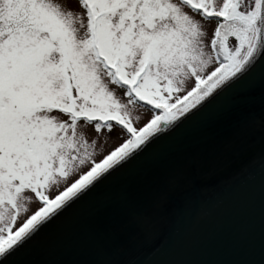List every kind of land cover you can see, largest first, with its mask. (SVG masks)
Here are the masks:
<instances>
[{
	"label": "snow or ice",
	"instance_id": "snow-or-ice-1",
	"mask_svg": "<svg viewBox=\"0 0 264 264\" xmlns=\"http://www.w3.org/2000/svg\"><path fill=\"white\" fill-rule=\"evenodd\" d=\"M76 3L0 0V264H26L52 219L150 153L164 129L242 108L257 81L264 89V0ZM133 105L150 106L139 128ZM105 130L127 138L96 161ZM32 196L41 206L16 227Z\"/></svg>",
	"mask_w": 264,
	"mask_h": 264
},
{
	"label": "water",
	"instance_id": "water-1",
	"mask_svg": "<svg viewBox=\"0 0 264 264\" xmlns=\"http://www.w3.org/2000/svg\"><path fill=\"white\" fill-rule=\"evenodd\" d=\"M163 138L40 233L26 264H264V89ZM239 239V243H237Z\"/></svg>",
	"mask_w": 264,
	"mask_h": 264
},
{
	"label": "rangeland",
	"instance_id": "rangeland-1",
	"mask_svg": "<svg viewBox=\"0 0 264 264\" xmlns=\"http://www.w3.org/2000/svg\"><path fill=\"white\" fill-rule=\"evenodd\" d=\"M55 2L60 3L61 5H64L66 3H70L73 9L79 11L76 0H55ZM210 28H214V22L212 25L209 26ZM231 39V38H230ZM215 65H210L208 70H211L212 67ZM194 79H189L185 82L184 89L179 93H174V96H183L187 90L190 89V87L194 86ZM110 88H113L115 90V94L122 100V102L125 100L123 97V89L115 88V86L109 85ZM167 95V94H165ZM175 102L174 100L172 101ZM130 110L133 116V126L134 127H141L143 123H145L148 119L151 118V111L150 108L140 107V105H133L130 106ZM139 117V119H137ZM80 131V128H78V132ZM95 135L91 127L87 129V136L89 140L92 139V137ZM127 138L126 135H118L116 132H113L111 135L107 133V131H103L99 136L96 137V143H95V153L93 156V159L96 161H99L103 158L104 155H106L108 152L112 151L115 147H117L120 143L123 142V139ZM89 165L83 166L82 170H87V167ZM78 173H73L72 176L69 177L68 181L66 183H70L72 179H74ZM66 183H61L59 186L53 185L50 189L47 190V194L50 197H54L58 191L63 190V187L66 186ZM26 195H30L29 193H26ZM40 203L35 200V197L32 196V202L30 203L28 210L25 213H22L20 218L18 219L16 223V227L20 225V223L23 222L24 219L27 218L28 215H31L34 211L38 210L40 207Z\"/></svg>",
	"mask_w": 264,
	"mask_h": 264
},
{
	"label": "trees",
	"instance_id": "trees-1",
	"mask_svg": "<svg viewBox=\"0 0 264 264\" xmlns=\"http://www.w3.org/2000/svg\"><path fill=\"white\" fill-rule=\"evenodd\" d=\"M147 107H149V108H150V106H147Z\"/></svg>",
	"mask_w": 264,
	"mask_h": 264
}]
</instances>
